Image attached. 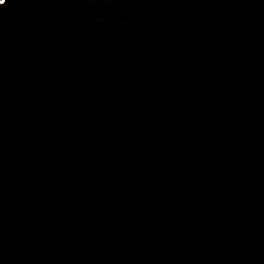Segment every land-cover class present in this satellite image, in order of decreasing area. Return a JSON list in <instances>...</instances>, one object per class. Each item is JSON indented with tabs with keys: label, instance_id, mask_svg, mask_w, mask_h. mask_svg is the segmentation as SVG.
Here are the masks:
<instances>
[{
	"label": "water",
	"instance_id": "1",
	"mask_svg": "<svg viewBox=\"0 0 264 264\" xmlns=\"http://www.w3.org/2000/svg\"><path fill=\"white\" fill-rule=\"evenodd\" d=\"M239 170L264 189V0L0 4V264H264Z\"/></svg>",
	"mask_w": 264,
	"mask_h": 264
},
{
	"label": "bare ground",
	"instance_id": "2",
	"mask_svg": "<svg viewBox=\"0 0 264 264\" xmlns=\"http://www.w3.org/2000/svg\"><path fill=\"white\" fill-rule=\"evenodd\" d=\"M112 11V10H111ZM237 168H239V165H238V163H236V161H235V163H233V164H231V166L229 165V169L228 170H237ZM241 169H243L242 167H240ZM239 175L237 176V179L239 180V183H240V185H241V187L238 189L239 191H241V195H240V197L238 198V200H234L233 202H231L230 201V203L227 205V207H228V210L229 209H234V210H236V211H238L239 213H241V215H244V216H246L247 217V219H250V220H255V224H256V229H254V235H253V239H252V242H251V252H252V256H255L256 257V259L258 260V261H261V258L262 257H264V247H263V245H264V234H263V232H262V228H261V224H260V222L258 221V219H257V216H256V209L257 208H259V207H261V211H263V207H264V189L263 188H261V187H259V186H255L254 184H252V183H248V180H247V178H246V175H245V172L244 171H240L239 170ZM133 173H134V171H133ZM228 173H229V171H228ZM136 174V173H135ZM134 174V175H135ZM232 174V173H231ZM128 175V174H127ZM227 175V174H226ZM228 177V176H227ZM226 177V178H227ZM234 178V177H233ZM127 177H126V182H127ZM229 180V182L231 181V179H228ZM237 180V181H238ZM133 181V180H132ZM222 182V181H221ZM228 182V183H229ZM233 182V181H232ZM235 182V181H234ZM214 183V182H213ZM212 183V184H213ZM220 183V182H219ZM225 183V182H224ZM227 183V184H228ZM136 184V183H135ZM165 184H171V179H167L165 182L163 181L162 183H160V184H158V185H155V186H151L152 187V191H155V192H157V191H161L162 189H163V186L165 185ZM221 184V183H220ZM223 184V183H222ZM236 184V183H235ZM237 185V184H236ZM235 185V186H236ZM128 186V185H127ZM137 186V185H136ZM214 186V185H213ZM225 186L226 185H223L222 187H224L225 188ZM234 186V185H233ZM133 187V185H131V188ZM218 187V186H217ZM217 187H215L214 189H217ZM228 187V186H227ZM129 188V187H128ZM219 189H220V187H218ZM229 188V187H228ZM129 190V189H128ZM132 190V189H131ZM142 190H143V188H142ZM139 191V190H138ZM210 191H211V189H210ZM209 191V192H210ZM213 191V190H212ZM221 191H223V189H221ZM225 191V190H224ZM234 191V190H233ZM135 192V191H134ZM144 192V191H143ZM229 192V191H228ZM235 192V191H234ZM238 192V191H237ZM151 193V192H150ZM154 193V192H153ZM152 193V194H153ZM159 193V192H158ZM217 193V192H216ZM236 193V192H235ZM163 194V193H162ZM212 194H213V192H212ZM99 195V194H98ZM129 195V194H128ZM141 195H143V194H141ZM160 195V194H159ZM216 195V194H215ZM218 195H219V193H218ZM224 195V194H223ZM237 195V194H236ZM107 196V195H106ZM148 196H149V194H148ZM207 196H210V195H207ZM228 196V195H227ZM230 196H232V195H230ZM238 196V195H237ZM130 197V196H129ZM144 197V196H143ZM212 197H214L213 195H212ZM211 197V198H212ZM215 197H217V196H215ZM152 198V197H151ZM156 198V197H155ZM205 198V197H204ZM227 198V197H226ZM225 198V199H226ZM70 199V198H69ZM102 199V198H101ZM125 199V198H124ZM132 199V198H131ZM150 199V198H149ZM159 199V198H158ZM158 199L156 200V201H158ZM214 199V198H213ZM219 199L221 200V199H223V197H219ZM68 200V199H67ZM126 200V199H125ZM205 200V199H204ZM216 200V199H215ZM231 200V199H230ZM62 201V200H61ZM101 201V200H100ZM103 201H105V200H103ZM127 201V200H126ZM132 201V200H131ZM134 201V200H133ZM143 201V200H142ZM155 201V200H154ZM209 201H210V199H209ZM212 201V200H211ZM210 201V202H211ZM214 201V200H213ZM223 201H224V199H223ZM123 202H124V200H123ZM151 202V201H150ZM209 202V203H210ZM65 203V202H64ZM68 203V202H67ZM118 203H121V201H119ZM158 203V202H157ZM223 203V202H222ZM228 203V202H227ZM79 208H81V209H83V210H86V207L85 206H80L79 205V202H77V203H75ZM122 204V203H121ZM125 204V203H124ZM135 204V203H134ZM146 204V203H145ZM160 204V203H159ZM203 204V203H202ZM214 204V203H213ZM221 204V203H220ZM126 205V204H125ZM124 206V205H123ZM158 206V205H157ZM218 206V205H217ZM70 207V206H69ZM76 207V206H75ZM127 207V206H126ZM206 207V206H205ZM225 207V206H224ZM97 208V207H96ZM95 208V209H96ZM157 208V207H156ZM210 207H207V212H208V209H209ZM216 208H218V207H216ZM220 208V207H219ZM89 209H91V207H89ZM117 209H119V205H118V207H117ZM222 209V208H221ZM70 210L71 211H74V209H72V208H70ZM129 210H130V208H129ZM212 210H214V209H212ZM211 210V211H212ZM220 210V209H219ZM226 210V209H225ZM123 211V210H122ZM214 211H217V209H215ZM224 212V211H223ZM237 212V213H238ZM66 213V212H65ZM75 213H77V211L75 212ZM80 213V212H79ZM226 213V212H225ZM236 213V214H237ZM119 214V213H118ZM123 214H125V213H123ZM208 214H209V212H208ZM211 215H214V214H212V213H210ZM235 214V213H234ZM260 214V213H259ZM80 215V214H79ZM215 215H218L217 213H215ZM219 216V215H218ZM217 216V217H218ZM68 217V216H67ZM74 216L73 215H69V218H73ZM76 217V216H75ZM74 217V218H75ZM81 217V216H80ZM122 217V216H121ZM120 217V218H121ZM126 217V216H125ZM227 217V216H226ZM237 217H239V215H237ZM220 218V217H219ZM239 218H241V217H239ZM237 219V218H236ZM76 221V220H75ZM118 221V220H117ZM233 221H235V219L233 218ZM261 221V220H260ZM73 222V221H72ZM103 222V221H102ZM125 222V221H124ZM242 222V221H241ZM250 222V221H249ZM9 223V222H8ZM240 223V222H239ZM251 223V222H250ZM74 224V223H73ZM118 224V223H117ZM125 224V223H124ZM10 225V224H9ZM101 225H103V223H101ZM137 226V225H136ZM239 226V225H238ZM243 226V225H242ZM97 227V226H96ZM105 227V226H104ZM127 227V226H126ZM133 227V226H132ZM99 228V227H98ZM120 228V227H119ZM169 228V227H168ZM236 228H238V227H236ZM249 228V227H248ZM1 229V228H0ZM124 229V228H123ZM128 229V228H127ZM131 229V228H130ZM133 229H135V227H133ZM132 229V230H133ZM147 229H150L149 227H147ZM100 230V229H99ZM146 230V229H145ZM144 230V231H145ZM240 230V229H239ZM173 231V230H172ZM248 231V230H247ZM120 232V231H119ZM175 232V231H174ZM179 232V231H178ZM240 232V231H239ZM249 232V231H248ZM251 232H253V231H251ZM124 233H127V232H124ZM165 234H168V233H165ZM246 234V233H245ZM149 235V234H148ZM171 235V234H170ZM177 235H179V233H177ZM183 235V234H182ZM182 235H179V236H181L182 237ZM248 235V234H247ZM120 236V235H119ZM144 237H145V235H144ZM186 237V236H185ZM185 237H183V238H185ZM245 237H247V236H245ZM188 238H190V237H188ZM188 238H187V240H188ZM250 238V237H249ZM69 239H71V238H69ZM73 239V238H72ZM167 239V238H166ZM177 239H179V237H177ZM176 239V240H177ZM181 239V238H180ZM179 239V240H180ZM149 240V239H148ZM186 240V241H187ZM74 241V240H73ZM243 241V240H242ZM249 241V240H248ZM171 242V241H170ZM174 242H176V241H174ZM71 243V242H70ZM77 243V242H76ZM181 244H182V242H180ZM244 243V242H243ZM75 244V243H74ZM168 244V243H167ZM177 244V243H176ZM189 244V243H188ZM190 244H192L191 242H190ZM190 244H189V246H190ZM68 246H70L71 247V245H69V244H67ZM173 245V244H172ZM205 245H207V243H205ZM66 246V245H65ZM73 247H75V245H72ZM67 247V246H66ZM179 247H180V245H179ZM206 247V246H205ZM240 247V246H239ZM242 247H243V245H242ZM170 248V247H169ZM209 248V247H208ZM244 248V247H243ZM258 248V249H257ZM61 249V248H60ZM171 249V248H170ZM174 249V248H173ZM177 249V248H176ZM181 249L183 250V251H187V249H188V247H187V245H185V244H182L181 245ZM257 249V250H256ZM194 250V249H193ZM203 250V249H202ZM256 250V251H255ZM74 251V250H73ZM173 251V250H172ZM175 251V250H174ZM189 251H191V250H189ZM65 252H66V250H65ZM188 252V251H187ZM192 252V251H191ZM216 252V251H215ZM242 252V251H241ZM72 253V252H71ZM118 253H120V252H118ZM196 253V252H195ZM209 253H211V251H209ZM208 253V254H209ZM221 253V252H220ZM227 253H229V252H227ZM232 253V252H231ZM247 253H249V251H247ZM63 254V253H62ZM61 254V255H62ZM66 254V253H65ZM207 254V253H206ZM233 254V253H232ZM239 254V253H238ZM237 254V255H238ZM115 255V254H114ZM119 255V254H118ZM117 255V256H118ZM184 255V254H183ZM182 255V256H183ZM215 255V254H214ZM217 255H218V253H217ZM222 255V254H221ZM243 255H245V253H243ZM242 255V256H243ZM68 256V255H67ZM120 256V255H119ZM191 256V255H190ZM206 256V255H205ZM224 256V255H223ZM246 256H247V259H253V257L251 256L250 258L248 257V255L246 254ZM62 257H64V256H62ZM193 257H195L194 255H193ZM213 257V256H212ZM232 257V256H231ZM118 258V257H117ZM185 258V257H184ZM225 258V257H224ZM243 258V257H242ZM69 259H71V255H69ZM69 259H67V261H69ZM114 259V258H113ZM180 259V258H179ZM204 259H206V258H204ZM63 260V259H62ZM66 260V259H65ZM191 260V259H190ZM198 260V259H197ZM213 260V259H212ZM223 260H225V259H223ZM181 261V260H180ZM201 261V260H200ZM199 261V262H200ZM203 261V260H202ZM205 261V260H204ZM209 261H211V259H209ZM215 261L217 262V259H215ZM263 261H264V259H263ZM116 262V261H115ZM182 262V261H181ZM208 262V261H207ZM212 262V261H211ZM235 262V261H234ZM237 262V261H236ZM67 263V262H66ZM178 263V262H177ZM192 263V262H191ZM231 263V262H230ZM229 263V261H227V264H230ZM241 263V262H240ZM243 263L245 264V261H243ZM185 264V263H184ZM187 264H189V261H187ZM193 264V263H192ZM204 264H206V263H204ZM224 264V263H223ZM242 264V263H241ZM256 264V263H255Z\"/></svg>",
	"mask_w": 264,
	"mask_h": 264
},
{
	"label": "snow or ice",
	"instance_id": "3",
	"mask_svg": "<svg viewBox=\"0 0 264 264\" xmlns=\"http://www.w3.org/2000/svg\"><path fill=\"white\" fill-rule=\"evenodd\" d=\"M5 2V0H0V4H3Z\"/></svg>",
	"mask_w": 264,
	"mask_h": 264
}]
</instances>
